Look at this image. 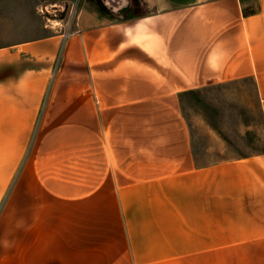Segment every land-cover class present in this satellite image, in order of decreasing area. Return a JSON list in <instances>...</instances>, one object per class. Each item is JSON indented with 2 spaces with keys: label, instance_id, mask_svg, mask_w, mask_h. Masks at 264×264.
Instances as JSON below:
<instances>
[{
  "label": "crops",
  "instance_id": "crops-1",
  "mask_svg": "<svg viewBox=\"0 0 264 264\" xmlns=\"http://www.w3.org/2000/svg\"><path fill=\"white\" fill-rule=\"evenodd\" d=\"M49 1L0 0V106H44L0 117V175L43 208L48 263L264 264V152L213 162L181 106L246 82L264 128V0H103L66 38Z\"/></svg>",
  "mask_w": 264,
  "mask_h": 264
},
{
  "label": "rangeland",
  "instance_id": "rangeland-1",
  "mask_svg": "<svg viewBox=\"0 0 264 264\" xmlns=\"http://www.w3.org/2000/svg\"><path fill=\"white\" fill-rule=\"evenodd\" d=\"M105 2L50 0L37 8V22H44L51 33L62 34L66 38L81 8L98 10ZM6 10L1 16L5 21L10 18ZM11 34L5 32V36ZM39 49L43 51L44 48ZM62 50L63 46L56 51L57 58ZM39 97L26 93L21 96L23 106H0V117L35 122L37 127L44 106L32 105L35 104L33 100L38 103ZM181 106L197 149L210 152L213 162L264 152V128L261 111L257 107L260 106V96L254 93L250 84L239 82L219 85L208 88L206 93L183 95ZM33 138L23 162L32 147ZM17 178L18 175H0V186L4 187L3 191L0 190V264H51L48 263L51 257L43 253L45 223L40 221L43 208L28 206L24 187L13 196L12 185ZM46 226L50 229L51 224Z\"/></svg>",
  "mask_w": 264,
  "mask_h": 264
}]
</instances>
